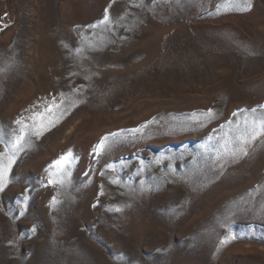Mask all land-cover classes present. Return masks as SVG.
Masks as SVG:
<instances>
[{
    "label": "rangeland",
    "instance_id": "374dc122",
    "mask_svg": "<svg viewBox=\"0 0 264 264\" xmlns=\"http://www.w3.org/2000/svg\"><path fill=\"white\" fill-rule=\"evenodd\" d=\"M0 264H264V0H0Z\"/></svg>",
    "mask_w": 264,
    "mask_h": 264
},
{
    "label": "snow or ice",
    "instance_id": "6c2138e0",
    "mask_svg": "<svg viewBox=\"0 0 264 264\" xmlns=\"http://www.w3.org/2000/svg\"><path fill=\"white\" fill-rule=\"evenodd\" d=\"M100 147V146H98ZM71 156V153H68L65 157L62 158L63 162H68V157ZM57 163H60V162H57ZM227 239V238H226Z\"/></svg>",
    "mask_w": 264,
    "mask_h": 264
}]
</instances>
